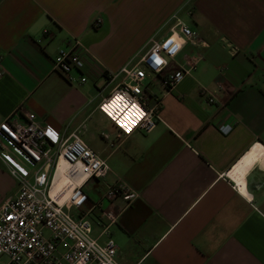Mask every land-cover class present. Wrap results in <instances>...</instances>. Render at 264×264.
I'll use <instances>...</instances> for the list:
<instances>
[{
	"label": "crops",
	"instance_id": "1",
	"mask_svg": "<svg viewBox=\"0 0 264 264\" xmlns=\"http://www.w3.org/2000/svg\"><path fill=\"white\" fill-rule=\"evenodd\" d=\"M124 16L138 17L144 35L121 56L105 54L94 38ZM178 19L207 45L186 42L167 70L196 53L197 68L170 91L147 71L160 118L149 132L118 136L98 110L121 79L109 74L134 65ZM76 42L90 63L84 83L55 69L59 49ZM0 68V122L33 112L55 138L77 133L106 160V178L83 185V209L92 236L116 242L119 264H264V0H0ZM225 123L228 134L219 131ZM0 140L3 158L31 177L34 166ZM117 179L139 192L130 204L103 198ZM18 188L0 158V205ZM104 210L119 212L107 230Z\"/></svg>",
	"mask_w": 264,
	"mask_h": 264
},
{
	"label": "built area",
	"instance_id": "2",
	"mask_svg": "<svg viewBox=\"0 0 264 264\" xmlns=\"http://www.w3.org/2000/svg\"><path fill=\"white\" fill-rule=\"evenodd\" d=\"M100 23L98 18L94 26ZM186 42L207 45L195 30L178 19L163 39L152 41L134 65L126 64L117 73L109 74L110 80L118 76L121 79L101 99L98 110L111 122L118 136H129L137 129L149 132L156 126L160 101L149 103L144 88L147 71L158 74L166 90L175 88L197 68L202 58L197 53L189 55L183 64L167 70ZM54 63L55 69L70 83H84L89 78L88 54L77 42L71 47L60 48ZM3 74L0 68V78ZM207 100L213 103L215 97L210 95ZM232 130L231 123L219 126L223 134ZM1 138L14 145L34 166V171L29 177L9 164L1 154L0 140V158L19 186L17 195L0 205V258L8 257V264H119L116 242L109 238L102 244L93 237L89 210L83 209L88 201L83 185L91 178H106L109 172L106 160L77 133L55 138L33 112H27L24 120L13 116L2 120ZM61 159L69 163L68 176L75 181L63 202L51 195ZM118 196L130 204L139 192L117 179L108 185L103 198L113 200ZM100 205L97 201L92 208ZM100 218L107 230L118 221L119 212L104 210Z\"/></svg>",
	"mask_w": 264,
	"mask_h": 264
},
{
	"label": "rangeland",
	"instance_id": "3",
	"mask_svg": "<svg viewBox=\"0 0 264 264\" xmlns=\"http://www.w3.org/2000/svg\"><path fill=\"white\" fill-rule=\"evenodd\" d=\"M141 23L138 17L124 16L115 20L112 23V30L105 29L104 31L96 34L94 40L101 41L102 52L106 54L108 50L116 49L120 56L127 51L133 45V42L141 40V36L144 35V29L140 27ZM108 57V55H105ZM110 58V56H109ZM106 59V58H105ZM2 260H6V256H1Z\"/></svg>",
	"mask_w": 264,
	"mask_h": 264
},
{
	"label": "bare ground",
	"instance_id": "4",
	"mask_svg": "<svg viewBox=\"0 0 264 264\" xmlns=\"http://www.w3.org/2000/svg\"><path fill=\"white\" fill-rule=\"evenodd\" d=\"M70 168L71 167L67 161H65L64 159L60 160L59 167L56 172V177H55L52 189H51L52 197L58 200L59 202H63L68 198L70 190L73 188L75 184V181H73L68 176V172H70ZM235 171L236 173H234L233 176L237 180H239V177L243 174L244 169H240L238 167Z\"/></svg>",
	"mask_w": 264,
	"mask_h": 264
}]
</instances>
